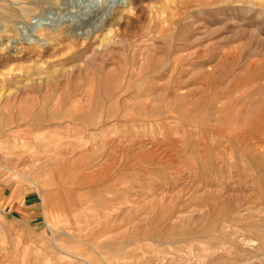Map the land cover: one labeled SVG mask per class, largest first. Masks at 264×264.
I'll list each match as a JSON object with an SVG mask.
<instances>
[{
    "label": "rangeland",
    "instance_id": "1",
    "mask_svg": "<svg viewBox=\"0 0 264 264\" xmlns=\"http://www.w3.org/2000/svg\"><path fill=\"white\" fill-rule=\"evenodd\" d=\"M73 1L0 0V188L40 199L0 206V264H264V0H119L103 56L18 43Z\"/></svg>",
    "mask_w": 264,
    "mask_h": 264
},
{
    "label": "bare ground",
    "instance_id": "2",
    "mask_svg": "<svg viewBox=\"0 0 264 264\" xmlns=\"http://www.w3.org/2000/svg\"><path fill=\"white\" fill-rule=\"evenodd\" d=\"M119 3H120L119 0H74L73 2H71V4L72 5L75 4V6H73L72 8L70 7L71 9L69 8V10L66 8L65 12L57 13V12L49 9L44 13L41 12L39 14H35L29 18V21H31L30 25L28 23H26L27 27L30 26L29 27L30 32H33V34H30L29 36H26L25 38L19 39L20 42H18V43L19 44L25 43L28 45H35L37 47L44 48L47 46L46 42H43L42 38L38 37V35H39V34H37L38 31H41L42 29H44V26H49V27L51 26L52 27L51 31H56L55 29H57L58 27L68 26L69 28H68V30H65V33H66L67 39L70 42L69 45L75 46V47H78L80 45L77 52L72 56L73 58L78 56V55L85 53L89 49L91 50V53L94 56H96V55L97 56L98 55L103 56V54H105L109 51L110 46H112V45L116 46V45H119L123 42V41L121 42L119 40L120 38H118V36H112L111 35L112 33H110V32L107 34H100L99 33L101 30V25H102L104 19L107 18L108 9H110V8L113 9ZM75 8H77V9L75 10ZM31 12H32L31 9H26V8H23L20 10V14L23 17V19H27ZM172 18H175V16L173 15ZM32 20H34V21H32ZM18 29H20V28H18ZM26 29H28V28H26ZM26 32L27 31L24 30V32H23L24 36L27 35ZM8 46H12L11 40H10V42H7L6 45H4V46L1 45L0 49L2 51H7L9 49ZM21 48H23V47L17 46V48L15 49L14 52H18L19 49H21ZM72 57H70V58H72ZM116 103L118 104V102H116ZM125 139H124V141H125ZM131 139L132 138H130V140ZM134 141H136V139L133 140V142ZM147 142H148V140H147ZM118 144H120V142ZM126 145H128V149H129L130 145L128 143Z\"/></svg>",
    "mask_w": 264,
    "mask_h": 264
},
{
    "label": "crops",
    "instance_id": "3",
    "mask_svg": "<svg viewBox=\"0 0 264 264\" xmlns=\"http://www.w3.org/2000/svg\"><path fill=\"white\" fill-rule=\"evenodd\" d=\"M39 195L29 191H6L0 188V206L13 219H28L31 222L37 219L36 207Z\"/></svg>",
    "mask_w": 264,
    "mask_h": 264
}]
</instances>
